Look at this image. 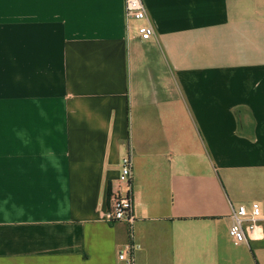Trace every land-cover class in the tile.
Here are the masks:
<instances>
[{"label": "crops", "instance_id": "obj_1", "mask_svg": "<svg viewBox=\"0 0 264 264\" xmlns=\"http://www.w3.org/2000/svg\"><path fill=\"white\" fill-rule=\"evenodd\" d=\"M0 0V264H264V0ZM263 237L234 246L233 207Z\"/></svg>", "mask_w": 264, "mask_h": 264}, {"label": "built area", "instance_id": "obj_2", "mask_svg": "<svg viewBox=\"0 0 264 264\" xmlns=\"http://www.w3.org/2000/svg\"><path fill=\"white\" fill-rule=\"evenodd\" d=\"M124 22L127 31L131 30L135 23L136 34L143 41L151 39L154 35L153 26L148 20L142 0H124ZM132 174V159L127 155L121 160L118 178L109 185V206L103 216V220L107 223L120 222L128 226L129 240L117 250L118 264H136V253L140 250L134 239L136 218L133 211ZM229 218L231 221L229 238L234 246L248 244L263 237L260 225L262 212L258 203L233 207Z\"/></svg>", "mask_w": 264, "mask_h": 264}]
</instances>
